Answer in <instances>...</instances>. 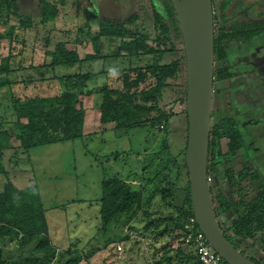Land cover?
Here are the masks:
<instances>
[{"label": "trees", "instance_id": "16d2710c", "mask_svg": "<svg viewBox=\"0 0 264 264\" xmlns=\"http://www.w3.org/2000/svg\"><path fill=\"white\" fill-rule=\"evenodd\" d=\"M159 1L160 6H157L151 0L147 31H141L138 24L141 16L134 13L123 21L100 19L98 32L91 33L88 22L98 16L84 12V21L76 32L83 33V28H87L85 37L91 40L93 53L81 58L76 50L66 48L68 40H60L52 51L44 52L50 57L49 63L23 67L16 58L24 45L16 40L11 22L16 20L19 26L30 28L33 20L20 14L19 0H0V25L8 28L5 35L0 34V42L8 40L7 55L0 53V88L9 89L10 96L6 98L11 115L16 118L13 135L0 130V264H98L92 259L100 251L97 247L79 250L78 241L70 242L64 248L55 245L49 235L46 209L38 187L34 183L25 188L14 185L4 167L6 151L20 150L22 154H28L38 147L69 142L86 135L116 132L120 136H128L131 130L146 126L166 131L173 116L183 115L186 121L182 36L171 0ZM233 1L212 0V5L217 3L221 10L220 26L214 27L213 84L216 80L231 77L224 63L228 48L246 44L247 48L255 51V46L264 37V23L246 26L245 20L236 19L230 23L231 18L225 10ZM41 2L39 16L35 19L39 23L57 18L61 13L59 7L66 5V0ZM74 4L79 9V4ZM213 19L214 22L217 19L215 14ZM49 43L47 38L45 46ZM74 43L85 45L86 42L76 37ZM106 47L112 48L111 56L120 59V64L108 70L102 66L94 71L91 63L107 57L101 55ZM122 51L126 54L121 55ZM177 51L181 52L180 56L171 57L169 63H162L167 53L172 55ZM141 55H150L151 58L142 60ZM33 70L37 78H32ZM16 85L31 86V93L16 94ZM39 85L45 89L44 92L38 90ZM93 94L100 95L99 117L87 133L84 129L83 98ZM242 99L243 95L235 92L232 103L244 106L246 101L242 102ZM232 103L231 108L234 107ZM241 123L239 117L233 115L220 119L213 117L209 131L208 188L214 215L225 239L242 253L244 247L246 250L253 247L259 238L264 260V181L248 201L227 194L245 179H264L254 152L255 142L259 140L257 129L243 128ZM185 132L187 139V127ZM222 139L226 140L225 154L221 149ZM185 150L186 141L179 153L180 161L176 158L171 160L162 172L146 179L138 190L118 174L101 181L100 195L95 202L98 206V230L107 235L110 233L103 241L105 247L117 240L130 239L127 230L135 231L143 236L150 264H180L186 258H190L189 264H201L194 252L182 255L180 249H171L169 244L174 233L193 217L190 184L184 164ZM238 151H242V160H247V164L242 163L240 169H236L229 160V167L222 170L226 158L234 157ZM214 172L216 175L212 176ZM154 182L157 186L150 197H145V187ZM158 194L161 204L152 203L151 197ZM132 221H141V230L131 224ZM249 239L253 241L248 246ZM7 243H15V246L9 249ZM179 245L184 246L182 239ZM169 250L176 251L175 255H171ZM249 259L261 264L253 257Z\"/></svg>", "mask_w": 264, "mask_h": 264}, {"label": "rangeland", "instance_id": "374dc122", "mask_svg": "<svg viewBox=\"0 0 264 264\" xmlns=\"http://www.w3.org/2000/svg\"><path fill=\"white\" fill-rule=\"evenodd\" d=\"M41 1L45 0H19V12L22 16L26 15L32 18V27L19 26L16 20L11 22L14 24L16 40L24 45L21 54L16 58L23 67L49 63L50 57L45 56L44 52L45 50L52 51L54 44L60 40H68L66 48L76 50L81 58L93 53L91 40L85 37L87 28H83V33L76 32L84 21V12L98 16L88 22L91 33L98 32L100 19L123 21L134 13L141 16L138 23L141 31L149 29L151 0H66V5L59 7L61 13L57 18L39 23L35 19L39 16ZM46 1L53 2L54 0ZM75 2L79 4V9H76ZM153 2L160 6L159 0H153ZM225 12L231 18L230 23L236 19L245 20L246 26L253 23L263 24L264 0H234ZM213 13L217 17L214 22L216 28L221 23V10L217 3L213 4ZM7 31L6 25H0V34L5 35ZM76 37L84 40L85 45L75 44ZM47 38L50 43L45 46ZM151 42L148 41V43ZM243 45L232 46L226 50L227 57L224 63L231 77L226 80H216L213 84L212 111L215 119L233 115L248 125V119L246 113L243 114V110L246 105L250 109V105H235L232 103V97L237 90L249 89V83L250 86L256 87L254 89L256 91V93L254 92L255 99L263 93L264 37L259 45L255 46V51L247 48L246 44ZM0 53L7 55V39L1 40ZM112 53L111 47L103 48L101 55L107 57L91 63V68L98 71L103 66L105 70H108L115 64H120V59H113ZM120 54L125 55L126 52L122 51ZM180 55V51L172 55L167 53V58L162 63H169L171 57ZM149 58H151L150 55H141L140 57L142 60ZM18 62L16 61V63ZM31 74L32 78H37L35 70L31 71ZM182 77L185 78V68ZM14 89H16V91L14 90L16 94L24 95L31 93L32 87L16 85ZM38 90L44 92L45 89L39 85ZM9 96L8 88H0V130L13 135L15 133L13 124L16 118L11 115L12 111L8 106L6 97ZM99 102L100 95L83 98L85 109L89 103L94 105V108L91 109L89 106L85 111V120L89 123L85 129L87 133H90L91 127L97 119L94 111L98 110ZM252 102L251 106L257 105L260 109L258 114L262 118L261 126L255 130L259 140L255 142L254 152L256 156L260 155L259 168L264 174V100L257 99V102ZM231 103L234 104L233 108H231ZM213 117L211 116V121ZM185 123L183 115L173 116L168 122L166 131H158L146 126L131 130L128 136H120L116 132L86 135L77 140L38 147L30 150L28 154H22L20 150H9L5 152L4 167L16 187L25 188L32 183L38 187L42 204L46 209L50 228L49 235L57 247L64 248L70 242L78 241L80 242L79 250L84 247L86 249L100 248L98 254L94 255L92 259L98 264H150L143 236L138 232L128 231V228L126 230L130 239L117 240L113 244H108L107 247L104 246L103 241L110 233L107 235V233L98 230V206L95 200L100 195L101 181L105 177L118 174L138 190L146 179L162 172L171 160L176 158L180 161L179 153L184 148L186 141ZM220 143L223 153H227L226 140L222 139ZM241 152L238 151L234 157L228 156L222 164V170L229 167L227 162L229 160L236 169H240L239 165L242 163L247 164V160H242ZM214 175H216L215 172L212 176ZM263 181L264 179L256 181L245 179L237 184L232 191L229 190L227 194L235 199L242 198L248 201L254 196V193L256 194L257 188ZM155 185L157 186V182L145 187V197H150ZM151 201L154 204H161L159 194L152 196ZM132 223L141 230V221H132ZM180 239L179 232L176 231L174 238L169 242L170 248L180 249L179 253L182 255L193 252L185 245L180 246ZM252 241L248 240V246ZM254 242L253 247L248 248L246 252L242 251V253L248 258L252 256L264 264L261 240L258 238ZM14 246L15 243L6 245L9 249ZM175 252L169 250L171 255H175ZM189 262L190 258H186L185 262H180V264H189ZM81 263L84 264V262Z\"/></svg>", "mask_w": 264, "mask_h": 264}, {"label": "water", "instance_id": "95a60500", "mask_svg": "<svg viewBox=\"0 0 264 264\" xmlns=\"http://www.w3.org/2000/svg\"><path fill=\"white\" fill-rule=\"evenodd\" d=\"M185 58L187 139L184 164L193 216L209 246L227 264H255L223 236L214 215L207 181L214 80L212 0H171Z\"/></svg>", "mask_w": 264, "mask_h": 264}, {"label": "built area", "instance_id": "2783aa9c", "mask_svg": "<svg viewBox=\"0 0 264 264\" xmlns=\"http://www.w3.org/2000/svg\"><path fill=\"white\" fill-rule=\"evenodd\" d=\"M209 180L210 179L207 178V181ZM179 235L184 245L195 253L201 264H227L223 258L209 246L194 216L185 221L183 227L179 229Z\"/></svg>", "mask_w": 264, "mask_h": 264}, {"label": "flooded vegetation", "instance_id": "af4514ba", "mask_svg": "<svg viewBox=\"0 0 264 264\" xmlns=\"http://www.w3.org/2000/svg\"><path fill=\"white\" fill-rule=\"evenodd\" d=\"M258 56H260V55H258ZM249 85V89H245V88H243V89H241V90H237V92L239 93V94H242L243 95V99L241 100L242 102L244 101H246L245 102V105L246 104H249L250 105V109H248L247 108V105H246V107L244 108V110H243V114H245L246 113V116H247V119H248V125H245V123H241V126L243 127V128H245V127H250L251 129H258L260 126H261V124H262V118H261V115L260 114H258V112L260 111V109L258 108V106L257 105H253V106H251V102L252 101H256L257 102V99L258 100H264V90H263V93L259 96V97H257L256 99H255V97H254V95H255V93H256V91L254 90L256 87L255 86H250V83L248 84ZM258 87V86H257ZM255 92V93H254ZM246 96H247V98H246ZM253 103V102H252ZM244 105V106H245ZM252 109H254L253 111H252ZM256 159H257V162H258V164L260 163V155L259 156H256L255 157ZM259 166H260V164H259ZM242 250H244L245 252H246V249H245V247L242 249ZM250 258L252 257V256H249Z\"/></svg>", "mask_w": 264, "mask_h": 264}, {"label": "crops", "instance_id": "0c3cea01", "mask_svg": "<svg viewBox=\"0 0 264 264\" xmlns=\"http://www.w3.org/2000/svg\"><path fill=\"white\" fill-rule=\"evenodd\" d=\"M93 95H94V94H93ZM95 95H96V94H95ZM95 95H94V96H95ZM96 96H99V95H96ZM88 98H89V97H88ZM89 106H91V109L94 108V105L91 104V103H89ZM89 106H88V107H89ZM88 107H87V108H88ZM87 108L85 109V111L87 110ZM95 108H96V107H95ZM94 112L96 113V117H95V118L98 119V117H99V110H95ZM97 119H96V120H97ZM96 120H95V121H96ZM88 124H89V123L85 120V128H84V129H86V126H88ZM11 180H12V179H11ZM13 183H14V181H13Z\"/></svg>", "mask_w": 264, "mask_h": 264}]
</instances>
